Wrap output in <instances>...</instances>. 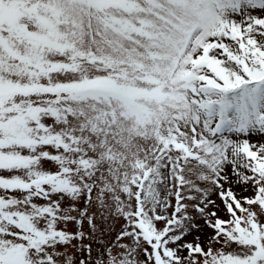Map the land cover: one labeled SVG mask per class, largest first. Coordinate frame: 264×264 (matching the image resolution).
Segmentation results:
<instances>
[{
	"label": "snow or ice",
	"instance_id": "snow-or-ice-1",
	"mask_svg": "<svg viewBox=\"0 0 264 264\" xmlns=\"http://www.w3.org/2000/svg\"><path fill=\"white\" fill-rule=\"evenodd\" d=\"M0 171V264H264V0H0Z\"/></svg>",
	"mask_w": 264,
	"mask_h": 264
},
{
	"label": "rangeland",
	"instance_id": "rangeland-1",
	"mask_svg": "<svg viewBox=\"0 0 264 264\" xmlns=\"http://www.w3.org/2000/svg\"><path fill=\"white\" fill-rule=\"evenodd\" d=\"M254 14L259 15V12H256V13H254ZM237 19H239V18L237 17ZM252 139H253V141H256V140H260L261 138L258 137V136H253ZM46 166H47L48 168H53V167H54V166H53L52 164H50V163H49L48 165H46ZM10 175H12V174H11V173H7V172L0 171V176L8 177V176H10ZM230 178H231L233 181L236 180V177H235V176H232L231 174H230ZM225 187H230V188L233 190V192L237 194L238 198H240V197H244V196H250V195H252V193H251L250 190H245V187H246V186H244L243 184L232 183V184H229V185H225ZM211 199L215 200L216 203H217V205L220 206V208L217 209V211H218V215H219L221 218H227L226 212L222 210V209H223V204L221 203L219 197H218L217 195H215V193H212V194H211ZM39 202H40V203H43V201H39ZM173 203H174V200H173ZM200 222L203 223L202 220H201ZM58 227H59V228H62V229H64V230H66V231H68V232H74V231L76 230V225H75L74 222H69L67 225H65V224H60V225H58ZM210 232H211V230H210V229H207L205 232H200V233H198V234L200 235L201 240L204 241V240H206V237H207V235H208ZM113 235H115V233H113ZM195 235H196V233H193L192 235L187 236V237H186V240L189 241V242L193 241L194 238H195ZM184 254L186 255L187 253L185 252Z\"/></svg>",
	"mask_w": 264,
	"mask_h": 264
}]
</instances>
